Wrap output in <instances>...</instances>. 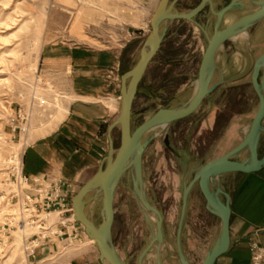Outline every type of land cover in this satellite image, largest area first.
<instances>
[{
    "label": "rangeland",
    "instance_id": "374dc122",
    "mask_svg": "<svg viewBox=\"0 0 264 264\" xmlns=\"http://www.w3.org/2000/svg\"><path fill=\"white\" fill-rule=\"evenodd\" d=\"M158 1L141 0L146 19L142 26L133 27L129 23L133 10L140 9L135 0H125V9L120 12L117 8L113 10L119 16L106 15L103 0H0V199L13 191L2 177L3 162L11 146L20 150L30 141L19 140L17 132L13 139L8 124L11 104L17 101L18 92L27 90L25 83H33L34 72H40L42 46L61 40L99 48L124 46L123 67L120 64L118 69L120 77L136 63L151 30L149 21ZM198 1L178 0L174 8L181 13L187 12ZM215 1L216 5L213 8L212 4V8L218 11L229 0ZM255 7L252 0H244L242 7L233 9L221 19L218 28L226 27ZM200 15L202 21L208 18L207 26L202 29L191 20H165L162 23V31L163 28L166 30L160 48L149 62L133 101L132 131L158 109L182 106L193 96L207 37L212 34L216 23L210 5ZM75 18L78 27L73 29L71 23ZM261 30V35L257 37ZM253 35L256 39H250ZM262 52L264 19L250 31L227 40L217 50L211 73L214 88L192 114L164 128L157 127L143 136L141 195L149 206L161 214L162 238L146 249L155 237L157 217L146 206L141 207L136 198L134 184L137 180L135 168L131 166L121 175L115 188L114 219L110 232L111 244L124 264H181L176 234L183 189L201 165L224 155L245 136L258 107V98L251 86V73ZM119 86L120 83L116 85L115 96L118 111ZM56 94L54 92L52 101L44 99V104H35L32 108L34 114L37 110L61 107ZM25 98L29 102L28 94ZM113 138L115 147H118L119 127L114 130ZM258 151L259 155L264 153V132ZM247 155L244 150L236 158L242 160ZM203 205L195 183L188 195L180 236L181 249L189 264L202 263L218 231L219 219L206 211ZM84 213L95 225H99L103 217L100 190H92L86 195ZM77 226L80 240L70 246L57 241L59 251L73 252L74 255L87 246L97 249L96 244L86 236L83 226L79 223ZM35 231H26L27 242ZM9 236L7 245H0V264H69V255L49 261L45 259L46 255L38 254L47 241L35 248L31 257L26 256L20 230L11 232Z\"/></svg>",
    "mask_w": 264,
    "mask_h": 264
},
{
    "label": "crops",
    "instance_id": "0c3cea01",
    "mask_svg": "<svg viewBox=\"0 0 264 264\" xmlns=\"http://www.w3.org/2000/svg\"><path fill=\"white\" fill-rule=\"evenodd\" d=\"M135 2L140 9L133 10L129 23L140 27L146 14L142 11L143 1ZM103 3L108 16H119L113 13L116 8L119 12L125 9V0H103ZM71 24L73 29L77 28V18ZM250 39L256 38L253 35ZM124 53V46L99 48L67 40L48 42L41 48L40 73L52 86L51 91L42 93L43 98L52 101L57 92L61 107L37 110L35 114L31 111L27 134L30 141L24 150L23 171L29 177L46 175L69 181L71 205L80 185L97 171L107 154L109 126L119 111L116 86L109 84L106 72L111 68L120 70V64L123 67ZM116 128L112 130V138ZM218 184L228 194L229 247L214 264H250L249 240L254 238L264 247V165L253 172L225 173L219 177ZM201 198L207 211L202 193ZM219 227L220 221L216 237ZM57 245V240L51 239L38 254L46 255L49 261L69 255V264H101L97 249L87 246L73 255V252L59 251Z\"/></svg>",
    "mask_w": 264,
    "mask_h": 264
},
{
    "label": "water",
    "instance_id": "95a60500",
    "mask_svg": "<svg viewBox=\"0 0 264 264\" xmlns=\"http://www.w3.org/2000/svg\"><path fill=\"white\" fill-rule=\"evenodd\" d=\"M176 1L159 0L150 18L151 30L140 49L136 63L132 68L120 75V109L117 118L109 126V147L107 154L97 171L79 187L72 198L74 220L83 226L84 232L89 238L96 241L101 264H124L110 241V232L114 219V192L121 175L131 166L135 168V180H137L139 185L142 183L140 163L145 148L144 143H142L143 136L152 129L157 127L164 128L167 124L192 114L214 88L211 85V73L217 50L225 41L246 33L250 27L264 18V0H252L256 6L253 11L242 15L229 26L219 29L218 25L222 17L235 7L237 0H232L218 11L213 10L211 0H201L194 8L183 13L178 12L174 8ZM206 4L210 5L211 12L215 14L216 23L212 34L207 37V45L200 60L195 93L182 106L158 109L151 117L132 131L131 112L133 101L149 62L160 48L163 34L166 30L163 28L162 31V23L165 20L175 19L193 21V17L199 14ZM251 86L258 98V107L242 141L224 155L211 159L201 165L192 180L183 189L176 234L177 253L181 264H189L181 249L180 236L187 199L192 186L198 182L201 193L206 201L205 207L207 211L216 216L220 221L217 237L201 263L214 264L216 259L224 254L229 247L230 207L228 194L219 187V177L229 172L247 173L257 171L264 165V153L259 155L258 151L260 137L264 132V52L258 57L253 66ZM115 127H119L120 130L118 147H115L111 134ZM244 150L248 153L247 157L238 160L236 156ZM92 190H100L103 195L105 216L102 217L99 225H95L84 213L85 197ZM220 196H223L224 199ZM145 205L157 216L155 237L148 244L146 248L148 249L156 240L160 241L162 238V218L157 209L149 206L146 202ZM145 251H143L142 255ZM103 260H106L107 263Z\"/></svg>",
    "mask_w": 264,
    "mask_h": 264
},
{
    "label": "built area",
    "instance_id": "2783aa9c",
    "mask_svg": "<svg viewBox=\"0 0 264 264\" xmlns=\"http://www.w3.org/2000/svg\"><path fill=\"white\" fill-rule=\"evenodd\" d=\"M118 71L117 68H111L106 72L110 85L120 83ZM25 85L27 90L18 92L17 101L11 104L8 120L13 139L17 132L19 140H27L33 106L37 103L44 104L42 93L52 90L50 82L44 80L38 70L34 72L33 83ZM27 94L29 102L25 98ZM26 146L27 144L20 150L11 146L10 153L3 162V180L13 191L1 197L5 200L0 199V245L6 246L11 232L20 230L26 256L33 257L34 249L46 241L55 239L64 246H70L72 242L80 240V233L77 222L72 217V184L60 177L27 176L23 171ZM28 229L36 231L27 242L25 234ZM249 251L250 264H264V247L254 238L249 240Z\"/></svg>",
    "mask_w": 264,
    "mask_h": 264
},
{
    "label": "flooded vegetation",
    "instance_id": "af4514ba",
    "mask_svg": "<svg viewBox=\"0 0 264 264\" xmlns=\"http://www.w3.org/2000/svg\"><path fill=\"white\" fill-rule=\"evenodd\" d=\"M181 1V0H180ZM201 0H199L198 1V3L200 2ZM232 0H229L228 1V3L229 2H231ZM177 2H178V0L175 2V4H177ZM228 3H226L225 5H223L222 7H224V6H226ZM211 4H213V8L215 7V4H214V0H211ZM209 4H206L205 6H204V8L200 11V13L199 14H197L196 16H194L193 17V23L194 24H196L199 28H201L202 29V27H206L207 26V23H208V18L207 19H205L204 21H202L201 20V18H200V14L204 11V9L208 6ZM244 5V0H237V3L235 4V7L233 8V9H235V8H240V7H242ZM195 7V6H194ZM221 7V8H222ZM220 8V9H221ZM219 9V10H220ZM232 9V10H233ZM232 10H230V11H232ZM230 11H228L227 13H225V15L222 17V18H224L225 16H226V14H228ZM215 21H216V16H215ZM250 28H252V27H250ZM249 28V29H250ZM226 42V41H225ZM224 42V43H225ZM197 183V185H198V182H196ZM198 188H199V190H200V187H199V185H198ZM200 193H201V190H200Z\"/></svg>",
    "mask_w": 264,
    "mask_h": 264
},
{
    "label": "bare ground",
    "instance_id": "6f19581e",
    "mask_svg": "<svg viewBox=\"0 0 264 264\" xmlns=\"http://www.w3.org/2000/svg\"><path fill=\"white\" fill-rule=\"evenodd\" d=\"M235 21V20H234ZM233 21V22H234ZM233 22H231L230 24H232ZM230 24H228L227 26H229ZM196 85V84H195ZM195 90H196V86H195ZM195 93V92H194ZM263 124H264V121H263ZM156 129V128H155ZM153 130V129H152ZM158 130V129H157ZM156 130V131H157ZM248 131V130H247ZM135 186H136V190H135V196H136V198L138 199V201H139V203H140V205H141V207H144V206H146L145 205V200H144V198H143V196L141 195V188H140V185L138 184V183H136L135 184ZM147 211H149V210H147ZM145 212V211H144ZM146 213V212H145ZM148 213H150V212H148ZM153 214V213H152ZM148 215V214H147ZM105 216V211H104V209H103V217ZM151 216V215H150ZM72 217H73V219H74V213H73V215H72ZM157 217V216H156ZM155 230H156V228H155ZM86 234V233H85ZM86 236H87V234H86ZM88 237V236H87ZM89 238V237H88ZM90 239V242H94L95 244H96V241L94 240V239H91V238H89ZM215 241V240H214ZM214 243V242H213ZM213 245V244H212ZM207 253V252H206ZM206 255V254H205ZM105 263H107V261L106 260H103Z\"/></svg>",
    "mask_w": 264,
    "mask_h": 264
}]
</instances>
